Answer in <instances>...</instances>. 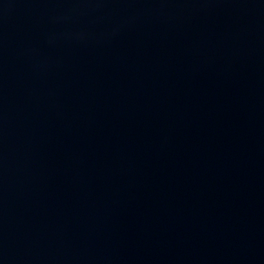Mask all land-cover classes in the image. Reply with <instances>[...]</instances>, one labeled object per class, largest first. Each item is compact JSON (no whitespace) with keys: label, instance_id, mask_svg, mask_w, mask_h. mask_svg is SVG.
<instances>
[{"label":"water","instance_id":"95a60500","mask_svg":"<svg viewBox=\"0 0 264 264\" xmlns=\"http://www.w3.org/2000/svg\"><path fill=\"white\" fill-rule=\"evenodd\" d=\"M0 264H264V0H0Z\"/></svg>","mask_w":264,"mask_h":264}]
</instances>
